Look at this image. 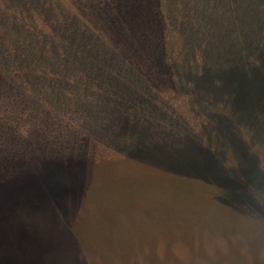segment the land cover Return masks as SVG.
Listing matches in <instances>:
<instances>
[{
    "label": "rangeland",
    "instance_id": "1",
    "mask_svg": "<svg viewBox=\"0 0 264 264\" xmlns=\"http://www.w3.org/2000/svg\"><path fill=\"white\" fill-rule=\"evenodd\" d=\"M31 1L0 0V249L264 264V0Z\"/></svg>",
    "mask_w": 264,
    "mask_h": 264
},
{
    "label": "trees",
    "instance_id": "2",
    "mask_svg": "<svg viewBox=\"0 0 264 264\" xmlns=\"http://www.w3.org/2000/svg\"><path fill=\"white\" fill-rule=\"evenodd\" d=\"M39 3L42 4V0H33L30 3H27V4L29 6H37ZM75 18H76V16H75ZM74 20H76V19H74ZM76 25H78L77 22L74 24L75 28H76ZM9 27H11V26H9ZM17 27L19 29V26H17ZM27 27L28 26H26V25L24 26L23 25V31L27 30ZM34 28L35 27H32V28L28 29L27 31H29V30L34 31ZM14 29H16V28L14 27ZM27 31H25V32H27ZM2 32H3V30L0 29V34ZM25 32H24V34H25ZM5 33H7V30H6ZM87 36H85L84 38L82 36H80L82 41H83V44H85V45L87 43L86 42L87 41V38H86ZM88 39H92L93 42H95V40H94L95 38L92 35ZM156 52H159V54H160L158 56V62H163V64H164L165 55L166 54L163 51V45L159 46L158 49L156 50ZM154 53L155 52H152V54H154ZM156 58H157V56H156ZM66 163H67V161H64L62 163V166L65 165ZM261 189L264 190V188H261ZM88 235L89 234H87V236ZM100 243L103 244V245L100 246L101 248H103L104 250L105 249L108 250L109 243L105 242V244H104L102 241H100ZM96 244H98V243H96ZM96 244L92 248H88L89 254L92 255V256L93 255L95 256L96 248H97ZM81 245H85V243H81ZM85 246L86 247H91L92 245L91 246L85 245ZM110 246L112 248L115 247L116 249H121L122 251H125V248H121L116 243H112V245H110ZM30 247H32L33 249H29L28 251L23 252L24 256L25 255H30V256L27 257V258H22L23 259L22 261L28 260V264H84L83 263L84 259L80 257V254H81V251H82V247L79 246V245H74L72 243L71 244L70 243H65V244L54 243V244L33 245V246H30ZM6 248H8V247H6ZM0 250L2 252L6 253V255H7V253H9L7 255L8 258H4L3 261H2V259H0V264H22V263H24V262L18 261L17 258H16L17 256L15 257V253H14L15 251H16V255H17V250L16 249L11 248V249H9L10 251H7L6 249L1 248ZM101 253H100V256H102ZM122 253H124V252H122ZM98 254H99V252H98ZM96 255H97V253H96ZM94 256L92 257L93 260H91L92 264H100L99 261H100L101 258L97 257V256L94 257ZM19 257H21V256H19ZM120 259L124 260L122 258H120Z\"/></svg>",
    "mask_w": 264,
    "mask_h": 264
},
{
    "label": "flooded vegetation",
    "instance_id": "3",
    "mask_svg": "<svg viewBox=\"0 0 264 264\" xmlns=\"http://www.w3.org/2000/svg\"><path fill=\"white\" fill-rule=\"evenodd\" d=\"M257 2V1H256ZM262 12H264V10H262ZM96 39V38H95ZM94 39V40H95ZM96 42H98V40H95ZM155 62L157 63L158 62V56L157 58L155 59ZM161 64V67L163 66V62H159ZM145 101V100H144ZM147 102V101H146ZM143 106H145V104H143Z\"/></svg>",
    "mask_w": 264,
    "mask_h": 264
}]
</instances>
